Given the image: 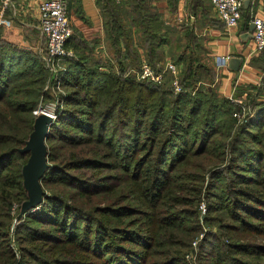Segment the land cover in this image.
<instances>
[{
    "label": "trees",
    "instance_id": "16d2710c",
    "mask_svg": "<svg viewBox=\"0 0 264 264\" xmlns=\"http://www.w3.org/2000/svg\"><path fill=\"white\" fill-rule=\"evenodd\" d=\"M178 2L169 0L172 10ZM97 3L110 47L107 54H98L95 41L85 39L72 24L68 0L73 31L66 47L70 46L75 54L64 57V82L71 90L62 95L63 106L51 124L47 137L51 165L42 177L46 185H69L81 196L77 203L70 202L61 191H45L39 207L27 211L13 232L12 204L28 197L22 165L29 152H21L20 147L33 129V109L45 94L43 86L48 70L38 51L0 38V264H146L143 251L123 245L117 236L143 248H166L160 252L163 264H184L180 259L184 258L182 250L187 244L181 245L177 252L174 249L177 255H170L173 237L181 225L176 217L182 209L162 208L165 214L157 219L154 214L158 206L166 203L162 198L164 189L174 180L173 170L184 161L198 159L195 157L204 159H198L199 166L205 172L209 167L207 175L212 178L205 191L200 187L193 197L205 193L210 196L208 212L226 208L239 222L236 225L217 220L223 243L233 244L244 254L260 247L263 251L256 255L261 257L264 245L228 241V230L236 232L241 226L262 230L259 223L264 222L263 99L256 100V94L251 95L247 117L237 124L234 115L237 105L219 91L215 67L196 52L198 36L193 28L186 29L184 37H177L173 49L178 50H171L172 58L181 67V91L175 92L168 80L158 83L140 78L132 69L141 68L145 59L162 68L165 44L173 42L156 0H97ZM188 6L195 18L199 7L202 11L209 9L207 0H189ZM250 8V4L242 8L247 22L251 20ZM260 65L264 67L263 62ZM199 82L202 84L198 87ZM205 82L208 86L203 85ZM254 86L261 97L263 87ZM117 136L121 144L116 141ZM83 144L89 147L75 149ZM140 148L146 154L136 158ZM131 153L134 156L122 163ZM14 160L21 163L14 166ZM119 170L123 174L116 173ZM131 177L141 180L140 191L149 200L151 211L115 204L119 195L108 197L111 206L97 210L96 196L112 191ZM113 178L118 182L108 184ZM218 180L223 185L220 190L215 189ZM134 212L159 225L153 226L154 231L146 227L151 234H145L138 224L113 226L107 222L109 214L120 217ZM131 219L139 221L138 217ZM110 234L114 235L112 243L107 239ZM82 250L94 254L95 259L80 257ZM215 258L221 263L220 253L216 252ZM230 261L261 264L232 257Z\"/></svg>",
    "mask_w": 264,
    "mask_h": 264
},
{
    "label": "rangeland",
    "instance_id": "374dc122",
    "mask_svg": "<svg viewBox=\"0 0 264 264\" xmlns=\"http://www.w3.org/2000/svg\"><path fill=\"white\" fill-rule=\"evenodd\" d=\"M243 6H245V4ZM190 15H191V13H190ZM192 16H194V15L192 14ZM241 16H242V18L245 17L243 14H241ZM170 32L172 34H177V37L181 36V32L174 33L171 30H170ZM137 34H138V32H137ZM67 49H69L72 52V54L73 53L75 54V50H73L70 46H68ZM102 51L104 54H107L106 52H108V53L110 52L109 49H107V48H103ZM176 51H177V49H176ZM100 54H102V53H100ZM202 58L204 59V61H206L212 65V63L210 61H208V58H206L204 56H202ZM145 61H148V60L145 59ZM166 62L167 61L165 60V63ZM64 66H66V62L64 61V58H63L60 61V65L58 67H64ZM180 69H181V67L179 68V66H178L176 75L171 74L168 71H165V76H164L165 79L164 80H168V83L171 86H172V81L174 79H178L180 81L181 80V70ZM132 70H133L132 72H134L137 76H139L140 68H134ZM46 76H47V77H45L46 79H44L45 82H44V86H43V91H45V89H46L45 87L48 83V79L50 77V72H48V73L46 72ZM205 80L208 81V79H205ZM200 84H202V83L199 82V83H197L196 86L199 87ZM207 84H208V82H205L203 85L205 86ZM181 88H182V86H181ZM70 90H71V86H69L68 84H65V82H64V85L61 86V90L57 89L58 93H60L59 96L61 98H63V96L65 94H68ZM250 97H251V95L248 98L250 99ZM52 99H53V97L51 96L49 90H46L45 94H43L41 96L39 102L42 101V103L45 104V103L51 101ZM39 102L36 104L34 109L37 108ZM34 109H33V111H34ZM33 114L35 115V118H36L37 115L34 112H33ZM237 124H240V122L237 121ZM73 129H75V128H73ZM29 136H30V134H29ZM142 138H144V136ZM116 141L119 142V144H121V140L118 136L116 137ZM47 145H48V151H49V143L48 142H47ZM87 147H89L88 144H83L82 146H76L75 149L87 148ZM29 154H30V152H29ZM61 154H62V150H61ZM133 154H135V153H131L130 156L124 158L122 160V163H125L126 160L129 161L130 158L132 156H134ZM144 154H146V151L141 150V148H140L135 157L137 158V157H140ZM121 155L122 156L126 155V153L121 154ZM122 156H119L118 159L121 160ZM191 157L192 156H190V158ZM60 158H61V156H60ZM195 158L202 159L200 157H195ZM112 159H114V157ZM198 159L193 160V162L184 161L182 164H179L175 170H173L174 180L172 181L171 186H167L164 189L165 194L162 198V199H164L163 201H166V203H163L160 206H158L159 207L157 209L158 212L156 214H154V218L157 219V218L162 217L165 214L164 211L161 210L162 208H170L172 210L173 209H182V211L179 213L180 215H177V217H176V220L178 222H180L181 225L177 229L176 235L173 237L174 242L170 246V248H171V254L170 255H174V256L177 255L176 254V252L178 251L177 249L182 248V247H180L181 245L187 244V246H185L183 248L184 250H182L184 258L183 259L179 258L181 262L184 261V264H205V262H206V264H221V263L235 264L234 261H230L231 257L233 259H242L244 261H250V262L259 261L261 264H264V254L261 257H257V255H256V252L263 251L260 247H253L250 254H244L243 252H240L239 249L237 250V247L233 246V244H232V246H226L223 243L224 240L222 238H220V234L222 231L219 228L220 226H219L217 220L219 219L220 222H227V223L231 222V223H234L236 225H239V222H237V220H235L234 218L231 217L229 210L224 208V209H220L217 211H210L209 210V212H208L207 203H208V201H210L209 200L210 196H207L204 193L201 196H199L198 198L193 197V195L195 194V192L198 188L202 187L205 191V189L208 187L207 186L208 181L212 178L211 176L207 175L209 167L207 168V172L201 170V168L199 166L200 160H198ZM202 160H204V159H202ZM26 162L27 161H25L24 164ZM18 163H21L20 160H14L12 165L18 166ZM48 163L50 166L51 162L49 161V158H48ZM23 165H22V168H23ZM49 166H48V168H49ZM48 168L45 170L44 175H46ZM183 172H186V173L183 174ZM22 173H23V170H22ZM116 173L121 175V174H123V171L119 170ZM109 181L110 182H108V184L111 185L113 183H117L118 179L113 178L112 180H109ZM139 181H141V180H135L132 177L127 178L126 180L123 181V183L122 182L119 183L112 191L109 190V191L100 193L98 196L95 197V201L98 203V204H96L97 210H105L103 208L104 206H106V207L111 206L110 205L111 202L108 199V197L113 198V197L119 195V199L115 204H117V203H120L121 205L129 204V205H133V207H139V208H142L144 210L151 211L152 207H151V205H149V200L147 199V197H145L144 195L141 194V191H140L141 184ZM23 183H24V175H23ZM41 183H42L44 193H45V191L48 192V191H53V190L54 191H61L64 195L67 196V199H69L70 202L75 201L78 203V198H80L81 195L78 196L79 192L77 190H74L75 188H73L72 186L61 185V184L49 186V185L44 184L42 179H41ZM221 183H222V181L218 180V186L215 189L220 190L223 186ZM24 186H25V184H24ZM25 188H26V186H25ZM26 190L28 191L27 188H26ZM123 192L127 195L124 196ZM44 195L45 194H43L42 201L44 200ZM128 196H129V198H128ZM176 197H178L179 200H177ZM28 199H29V191H28V197L26 199H24L22 202L14 201L12 204L11 211H10L12 216H13V218L11 219V223H10V227H11L12 232L15 229L16 224L21 221V219L24 217V215L27 211L34 210V209L38 208L40 205V203H39V204H36L33 206H29L26 209H23V204ZM104 212H106V211H104ZM154 212H155V210H154ZM190 212L193 213V216H190ZM110 213H114V212L110 211ZM129 213H132V211H130ZM194 213H196V216ZM132 215L131 216H120V217H118V216H115L114 214H109L107 222L113 226L123 225V224L135 226L138 224L139 230H141L145 234H151L150 230H148V229L151 228L152 231H154L153 226H155V224L157 226L159 225L158 223H155V222L154 223L148 222L145 218H143V215L141 216V214H139V213L134 212V214H132ZM206 215L208 217L207 220L205 219ZM133 217H138L139 221H133L131 219ZM250 218L255 222L259 221L255 217H250ZM130 219H131V222L129 221ZM40 225L43 227H47V225H45V224H40ZM259 225H261V229H262L261 231L248 230L245 227H243V229H241L242 226L239 227L240 230H237L236 232L228 230L229 231L228 232L229 233L228 234V241H232V242L233 241H244V242L249 241V242L258 244L260 246L264 245V222H262L261 224L259 223ZM112 234H110V236H107L109 243L113 242L112 239H114V235H112ZM117 238L119 239L120 243L121 242L124 243L123 245H126V246L131 245L130 247H134L135 249H137L141 252L143 251L144 255L146 256L145 257L146 258V262H145L146 264H163L162 256H161L160 252L166 248H163L160 246H153L151 249L143 248V246H141L137 243H133V242H129V241H122L119 236H117ZM160 238H163V237H160ZM208 240H211V241L209 242ZM226 240L227 239H225V241ZM216 243H218L219 245L217 246ZM43 245H45V244H43ZM40 246L41 245H39L38 247H40ZM166 247H169V246L166 245ZM227 247H228V250H227ZM44 248H45V246H44ZM112 248L114 249V245L112 246ZM174 249L176 252H173ZM78 251H80V249ZM216 252L220 253L222 255L221 263H219V261H217V260L215 261V259H216L215 253ZM109 253H111V252H109ZM80 257H82V258H88L89 257L90 259L94 260L96 256L94 254H91V252H89V254H87L86 251L82 250V254ZM170 264H172V263L170 262ZM173 264H179V262H176Z\"/></svg>",
    "mask_w": 264,
    "mask_h": 264
},
{
    "label": "crops",
    "instance_id": "0c3cea01",
    "mask_svg": "<svg viewBox=\"0 0 264 264\" xmlns=\"http://www.w3.org/2000/svg\"><path fill=\"white\" fill-rule=\"evenodd\" d=\"M39 1L0 0V38L2 36L19 46L34 49L43 59L45 40L39 28ZM188 1L179 0L177 8L172 10L169 0H156L167 28L174 33L181 32L182 37L186 29H194L199 47L196 52L201 57L208 58L216 68L215 82L223 95L249 97L256 94V100L262 98L263 95L258 96L254 85L258 87V81L263 79L264 67L260 63H264V51L253 52V33H249L251 20L247 22L245 18H241L238 26L228 31L210 0H207L208 10L202 11L201 7L198 8L197 18L191 12ZM250 5L251 17L255 13L264 16V0H251ZM70 6L72 24L81 30L85 39L95 41L98 54L103 53V48L110 51L105 40L104 19L97 0H71ZM170 34L173 42L165 44L166 61H174L171 50L176 51L173 44L176 45L177 34ZM224 55H230V58L227 63L219 66L218 58ZM233 56L241 58L238 69L235 68L237 62L230 64Z\"/></svg>",
    "mask_w": 264,
    "mask_h": 264
},
{
    "label": "built area",
    "instance_id": "2783aa9c",
    "mask_svg": "<svg viewBox=\"0 0 264 264\" xmlns=\"http://www.w3.org/2000/svg\"><path fill=\"white\" fill-rule=\"evenodd\" d=\"M120 2L121 0H116ZM245 0H211L218 16L223 21L226 29L231 31L236 28L241 19L242 7ZM39 28L45 40V48L43 50V59L50 77L46 85L53 99L45 104L39 102L34 113H47L56 119L58 110L63 106V99L59 96L58 90L64 85V71L66 66L58 67L60 61L72 52L67 49L66 42L72 34V27L68 15V0H40L39 1ZM254 22L253 30V52H261L264 50V16L254 14L251 17ZM230 55L219 56V66L228 62ZM177 64L172 60H168L162 68H156L148 61L143 60L139 70V77L162 83L165 79V71L171 74H177ZM63 70V71H62ZM258 84L264 89V79H260ZM181 82L178 79L172 81V87L176 92L182 90ZM233 103L237 105L234 115L240 123L246 119L249 111V98L247 95H230ZM264 101V94L262 96ZM253 115V114H251Z\"/></svg>",
    "mask_w": 264,
    "mask_h": 264
},
{
    "label": "water",
    "instance_id": "95a60500",
    "mask_svg": "<svg viewBox=\"0 0 264 264\" xmlns=\"http://www.w3.org/2000/svg\"><path fill=\"white\" fill-rule=\"evenodd\" d=\"M251 0H245L244 4L247 7ZM254 22L249 25V33H253ZM239 68L241 58L233 56L230 59V64ZM53 118L45 113H40L36 116L33 124V129L25 145L20 148L21 152H30L27 162L23 165L24 184L29 191V199L24 202L23 209L41 203L44 190L41 179L45 170L48 168V145L47 137L49 135L50 126L53 123Z\"/></svg>",
    "mask_w": 264,
    "mask_h": 264
},
{
    "label": "bare ground",
    "instance_id": "6f19581e",
    "mask_svg": "<svg viewBox=\"0 0 264 264\" xmlns=\"http://www.w3.org/2000/svg\"><path fill=\"white\" fill-rule=\"evenodd\" d=\"M43 113V112H42ZM45 114H47V113H45ZM47 115H49V114H47ZM50 116V115H49ZM52 117V116H51Z\"/></svg>",
    "mask_w": 264,
    "mask_h": 264
}]
</instances>
